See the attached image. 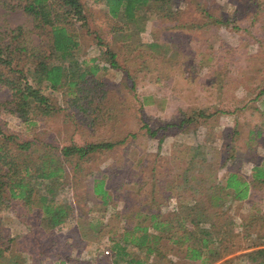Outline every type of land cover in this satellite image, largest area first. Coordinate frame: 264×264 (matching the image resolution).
<instances>
[{
	"label": "trees",
	"instance_id": "trees-1",
	"mask_svg": "<svg viewBox=\"0 0 264 264\" xmlns=\"http://www.w3.org/2000/svg\"><path fill=\"white\" fill-rule=\"evenodd\" d=\"M94 1L101 3L116 21L112 27L115 42L131 39L155 52L166 45L146 41L150 23L178 26L183 12L176 6L178 0ZM0 5L7 10L21 9L33 21L32 26L0 25V86L10 91V99L3 103L5 108L28 117L25 122L28 127L38 126V121L45 122L61 110L47 89L60 91L69 104L81 111L84 108L87 117L89 105L94 102H102L103 111L111 108L110 99L105 103L108 90L102 77L110 67L128 71L121 67L111 43L99 35L97 43L106 48L102 55L106 56L107 64H99L97 57L81 55L76 27L89 23L84 0H0ZM195 26L201 28L203 23ZM166 50L172 58L178 48L167 41ZM220 113L230 110L193 108L181 113L176 122L168 121L155 129L144 123L140 128L157 138L160 129H167V136L188 137L192 129L201 127L206 132L202 133V141L194 145L177 139L174 147L178 148L173 160H169L167 178L160 183L152 182L149 196L153 199L129 200L125 208H117L113 205L116 198L108 187L110 176L100 172L101 176L93 178L92 191L84 196L91 203L89 209L77 214V224L72 227L73 238L77 240L66 238L65 245L53 250L58 244L54 235V245L46 250L40 248L36 255H44L49 264H79L68 250L87 238L98 240L99 246L96 251H89L90 259L82 264H210L242 243H264V207L256 206L264 199V158L251 157L248 172L227 169L228 161H236L238 155L233 141L223 149L214 145L212 136L216 127L212 121ZM101 114L95 112V118H101ZM238 125L237 122L234 135ZM263 126L264 119L259 129L257 125L253 130L260 135ZM40 135L39 132L34 138H23L0 122V205L23 209L19 218L30 226L28 235L37 234L31 224L33 218L46 235L64 229L67 221L76 216L74 203L63 194L67 178L72 173L76 185V178L94 154L112 151L136 133L117 140L71 141L62 145ZM162 140L163 136L159 137V147ZM143 192L147 194L144 184L136 195ZM166 202L171 203L172 209L164 217ZM242 205L249 206L250 211L238 222L236 211ZM18 241L17 236L5 232L0 221V264H28L27 254L36 249L35 245L33 249L24 248ZM106 250L112 255L106 254ZM38 260L35 257L34 264H39ZM225 264H264V248Z\"/></svg>",
	"mask_w": 264,
	"mask_h": 264
},
{
	"label": "rangeland",
	"instance_id": "rangeland-1",
	"mask_svg": "<svg viewBox=\"0 0 264 264\" xmlns=\"http://www.w3.org/2000/svg\"><path fill=\"white\" fill-rule=\"evenodd\" d=\"M84 3L89 23L85 27L81 24L76 27L81 41V55L97 57L99 64L105 65L106 56L102 55V51L106 48L97 43L96 36L99 35L103 41L111 43V49L118 53L121 67L128 71L121 72L110 67L102 77L108 90L105 103L107 105L110 99L111 108L103 111L102 102H94L89 105L88 118L84 108L81 111L69 104L60 91L47 89L46 92L61 106V110L45 122L38 121V126L28 127L25 123L28 117L5 108L3 103L10 99V91L0 86V122L23 138H34L40 132L41 137L47 136V140L61 145L71 141L117 140L129 133L136 135L128 137L125 144L112 151L94 154L78 180L76 178V185L70 174L63 194L74 203L76 216L67 221L69 224L64 229H56L52 235H46L41 231L38 220L33 218L31 224L37 234L28 235L30 226L19 218L23 209L9 204L0 205V221L5 232L11 237L17 236L24 248L33 249L35 245L36 249L27 254L28 264H34L35 257L39 258L37 263L49 264L44 261V255L36 254L40 248L46 250L54 245V235L58 244L53 250L65 245L66 238L72 242L77 240L73 238L72 227L77 224V214L89 209L91 203L84 196L92 191L93 178L101 176L100 172L105 171L110 176L108 187L116 198L113 205L117 208H125L129 200L142 202L153 199L149 196L152 182L160 183L167 178L169 160H173L172 156L178 148L174 147L177 139L194 145L202 141V133L206 132L201 127L192 129L188 137L183 134L167 136V129H160L157 138L140 128L144 123L155 129L168 121L176 122L181 113L193 108L230 110V113L218 114L212 121L216 127L212 136L215 138L214 145L222 149L232 141L236 145L238 159L229 160L227 169L239 168L248 172L252 166L251 157L264 158V126L260 135L253 130L257 125L259 129L264 119V0H178L176 6L183 11L178 26L159 21L150 23L145 39L166 45L159 52L137 45V41L131 39H116L115 42L112 27L116 21L108 16L106 8L94 0H84ZM32 22V18L21 9L7 10L0 5V25L14 28L18 25L32 26ZM195 23H203V26L198 28ZM34 38L38 40L36 36ZM167 41L178 48L172 58L167 54ZM99 111L102 117L96 119L95 112L99 115ZM108 115L111 117L107 118ZM237 122L239 125L234 135ZM162 136L159 147V137ZM71 165L68 162V166ZM93 172L95 174L92 175ZM143 184L147 194L136 195ZM160 194L163 195V192ZM256 206L264 207V199ZM171 209V203L166 202L163 216L166 217ZM248 211L250 208L247 205L237 208L238 222ZM103 217L109 219L108 215ZM38 238L40 240L37 241ZM98 246V240L85 238L79 245L72 246L68 253L82 264L90 259L89 251H96ZM261 248H264V243H242L210 264H225Z\"/></svg>",
	"mask_w": 264,
	"mask_h": 264
},
{
	"label": "built area",
	"instance_id": "built-area-1",
	"mask_svg": "<svg viewBox=\"0 0 264 264\" xmlns=\"http://www.w3.org/2000/svg\"><path fill=\"white\" fill-rule=\"evenodd\" d=\"M105 252H106V254H108V255H112L111 251H109V250H106Z\"/></svg>",
	"mask_w": 264,
	"mask_h": 264
}]
</instances>
